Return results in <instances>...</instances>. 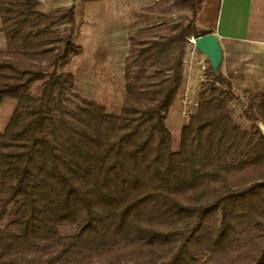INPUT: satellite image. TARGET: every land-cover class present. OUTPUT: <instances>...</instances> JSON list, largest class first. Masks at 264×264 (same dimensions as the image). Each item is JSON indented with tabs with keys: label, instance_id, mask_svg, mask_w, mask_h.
Returning a JSON list of instances; mask_svg holds the SVG:
<instances>
[{
	"label": "trees",
	"instance_id": "16d2710c",
	"mask_svg": "<svg viewBox=\"0 0 264 264\" xmlns=\"http://www.w3.org/2000/svg\"><path fill=\"white\" fill-rule=\"evenodd\" d=\"M75 2L0 0V104L15 103L0 131V264H264V93L249 94L244 129L212 67L221 87L205 85L176 144L167 126L187 38L211 34L196 23L204 0H174L168 11L190 16L128 36L118 115L67 70L85 51Z\"/></svg>",
	"mask_w": 264,
	"mask_h": 264
},
{
	"label": "rangeland",
	"instance_id": "374dc122",
	"mask_svg": "<svg viewBox=\"0 0 264 264\" xmlns=\"http://www.w3.org/2000/svg\"><path fill=\"white\" fill-rule=\"evenodd\" d=\"M38 1L44 11L66 9L73 4V0ZM173 1L165 3L163 0H76L75 40L84 46L85 53L67 67V70L73 72L77 78L75 91L104 105L108 113L114 115L119 113L125 99L123 65L129 55L128 35L144 26L160 22H177L190 16L187 12L168 11ZM207 14L199 13L197 26H204ZM128 20L131 22L128 23ZM59 30L62 34H68L69 26H61ZM8 48L0 16V49L8 50ZM231 58L233 56L227 54L225 59L227 65H232ZM218 69L223 73L222 63ZM234 92L236 93L235 88ZM241 106L236 101L232 106V115L244 129H249L252 121L244 115ZM14 107L15 103L11 100H5L0 104V131L4 130ZM179 109L180 105L177 107L175 103L167 121L175 144L183 128L179 119ZM61 232L70 235L75 232V228H62ZM254 237L252 233L242 235L239 248H249V241ZM235 257L234 252L230 258Z\"/></svg>",
	"mask_w": 264,
	"mask_h": 264
},
{
	"label": "crops",
	"instance_id": "0c3cea01",
	"mask_svg": "<svg viewBox=\"0 0 264 264\" xmlns=\"http://www.w3.org/2000/svg\"><path fill=\"white\" fill-rule=\"evenodd\" d=\"M202 13H208L206 22L198 27L218 36L223 49V73L236 89L244 113L249 94L264 93V0H204L200 15ZM145 27L149 26L137 30ZM227 54L233 56L232 65L225 63ZM180 95L176 101L177 107L180 105ZM249 115L256 117L255 112H249ZM260 127L264 132L263 120H260Z\"/></svg>",
	"mask_w": 264,
	"mask_h": 264
},
{
	"label": "built area",
	"instance_id": "2783aa9c",
	"mask_svg": "<svg viewBox=\"0 0 264 264\" xmlns=\"http://www.w3.org/2000/svg\"><path fill=\"white\" fill-rule=\"evenodd\" d=\"M198 38L195 36L187 38V53L184 60V84L180 95L179 109V119L182 127L188 125L190 119L198 113L205 85L213 83L216 87H221L219 81H214L209 77L212 63L207 55L198 50Z\"/></svg>",
	"mask_w": 264,
	"mask_h": 264
},
{
	"label": "water",
	"instance_id": "95a60500",
	"mask_svg": "<svg viewBox=\"0 0 264 264\" xmlns=\"http://www.w3.org/2000/svg\"><path fill=\"white\" fill-rule=\"evenodd\" d=\"M197 48L208 56L214 69L219 68L223 60V49L216 34L200 36L197 39Z\"/></svg>",
	"mask_w": 264,
	"mask_h": 264
}]
</instances>
